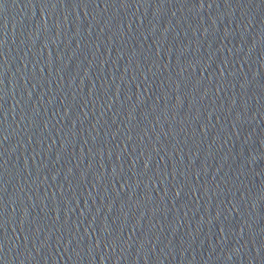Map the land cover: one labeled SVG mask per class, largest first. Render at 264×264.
Masks as SVG:
<instances>
[{
	"label": "water",
	"instance_id": "95a60500",
	"mask_svg": "<svg viewBox=\"0 0 264 264\" xmlns=\"http://www.w3.org/2000/svg\"><path fill=\"white\" fill-rule=\"evenodd\" d=\"M202 2L0 0V264H264V0Z\"/></svg>",
	"mask_w": 264,
	"mask_h": 264
},
{
	"label": "snow or ice",
	"instance_id": "6c2138e0",
	"mask_svg": "<svg viewBox=\"0 0 264 264\" xmlns=\"http://www.w3.org/2000/svg\"><path fill=\"white\" fill-rule=\"evenodd\" d=\"M201 7H203V2H202V0H201ZM209 7H211V4H209Z\"/></svg>",
	"mask_w": 264,
	"mask_h": 264
}]
</instances>
